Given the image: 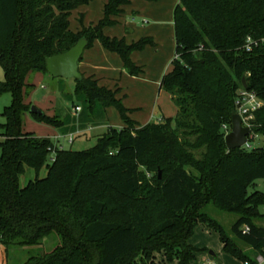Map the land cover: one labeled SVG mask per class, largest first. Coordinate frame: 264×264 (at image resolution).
Listing matches in <instances>:
<instances>
[{
	"label": "trees",
	"instance_id": "obj_1",
	"mask_svg": "<svg viewBox=\"0 0 264 264\" xmlns=\"http://www.w3.org/2000/svg\"><path fill=\"white\" fill-rule=\"evenodd\" d=\"M93 1L0 0V64L6 76L0 94L13 97L3 112L7 123L0 125V244L8 251L59 235L56 249L23 264H154L158 253L170 263L192 264L200 250L190 240L198 225L205 224L219 235L225 252L257 264L243 247L264 256V227L255 223L264 217L259 208L264 193H249L264 179V150L229 151L223 126H232L241 90L264 101V43L251 52L244 48L248 37L264 38V0H180L173 15L176 58L160 83L171 95L176 117L141 125L130 118L119 91L99 87L98 80L83 75L75 80L77 94L85 95L91 108L116 107L125 125L109 127L90 150L60 149L50 138L24 132L23 119L32 108L28 80L47 73L48 58L68 52L84 38L88 47L99 41L120 55L131 76L142 73L132 62V52L148 41L128 45L104 34L132 0H108L97 25L72 31V13ZM255 114L254 129L263 134L264 106ZM31 115L62 127L45 112ZM202 149L196 159L191 150ZM51 154L55 161L49 164ZM146 157L152 166L165 165L154 185L140 171L142 164L149 165ZM28 168L37 176L22 187L20 178ZM44 168L47 176L40 179ZM93 186L117 203L113 213L127 209L125 219H103L106 203L94 198ZM156 197L164 211L152 226L139 206ZM208 200L239 215L233 237L202 213Z\"/></svg>",
	"mask_w": 264,
	"mask_h": 264
},
{
	"label": "rangeland",
	"instance_id": "obj_2",
	"mask_svg": "<svg viewBox=\"0 0 264 264\" xmlns=\"http://www.w3.org/2000/svg\"><path fill=\"white\" fill-rule=\"evenodd\" d=\"M134 2L135 5H133V7L127 8L130 12L128 11L127 14H122L121 18L119 17L117 20L118 24L108 27L107 31L113 35L120 32V39H125L128 45H135L142 43V41H148L146 44L142 43L143 49L137 48L132 52V62L142 70L140 76L134 78L128 72L121 71L122 69L114 75L106 69H100L96 62L97 58L92 55L99 41L94 42L92 46L85 50L83 54L84 57L80 62V72L88 75L87 78L90 77L89 75H93L95 80H100L98 83L99 87L114 88L116 86L121 88L120 98L125 107L131 110L130 118L136 122L138 121L141 125H148L159 122L163 117L167 119L176 117L177 108L172 101L171 95L165 90H160V86L158 85L162 78L172 70V62L176 58L175 44L170 35V29L169 33H167L168 28H166L165 34L162 36L156 34V29H160V27L152 20V16L154 15L148 10L149 3L145 0H132L131 4ZM103 14L102 0H95L89 5L79 7L72 13L70 19L72 31L77 32L79 31L78 29L82 30L83 27L87 28L91 26L92 23L97 24L101 21L99 18H101ZM131 17L135 18L133 22L129 21ZM134 22L138 25L131 26L130 23L133 24ZM127 25L131 29L128 35L125 31ZM145 27H148V29L144 30ZM114 37L118 38L116 36ZM5 80L6 76L0 64V83H4ZM28 82L32 86L27 102L30 103L32 107L36 106L41 111L43 110L48 117L53 119L56 125L62 124V127L57 129L44 121L35 119L30 113H27L23 119L24 132L26 133H33L40 138H50L55 145L59 142L58 146L62 145L66 150L85 151L94 147L98 138L104 136L109 127L119 130L125 125L116 107H109L105 110L100 106L91 108L90 103L87 102V97L77 94L76 81L74 79H55L49 73H42L41 75L33 74ZM12 100L13 97L11 93L0 94V125H5L7 123L6 118L3 116V112L6 108L10 107ZM78 106L82 109L80 112H76ZM71 136L74 137L75 141L72 145L68 142ZM57 138L59 139L55 140ZM1 140L2 138H0V141ZM251 144L253 145V149L263 148L264 150V133ZM203 151L204 149L199 152L191 150L196 159L201 158ZM52 157L53 154L50 155L49 164H51ZM144 162H148L149 164V157H146ZM149 165L142 164L140 171L144 181L154 185L155 177L158 175L159 169H164L165 165L161 167ZM188 170L192 174L197 175L192 168H188ZM47 173V168H44L38 177L44 179ZM36 176V171L28 168L27 172L20 178V185L26 187L28 182L34 180ZM255 190L264 193V179L258 180L256 185L251 187L249 193ZM90 191L93 193L94 198L106 203V212L103 219H125L127 209L125 212L120 210L115 213L112 212L113 208L118 205L113 201L114 199L111 198L109 193H105L103 189L97 186H93ZM135 207H137V205ZM259 208L260 213L264 216V205ZM139 211L143 213L150 225L155 226L161 221V214L164 210L156 197V200L152 203H140ZM202 213H206L215 219L223 226L226 234L233 237V228L239 218L238 214L219 210L209 200L203 203ZM255 223L264 227V217L256 219ZM191 239L192 244L200 250L198 254L205 255L212 251L215 253V256L212 257L215 259L220 257L219 261L221 264H230L229 261H234L233 259H236L224 251V245L222 241L220 242L219 235L215 232L202 233L195 230V235ZM60 244L61 238L57 233H53L46 237V239L37 246H15L6 251L0 244V264H23L33 256H41L53 251ZM243 249L247 255L257 261V264H264L258 262L260 254L257 255L258 253L256 251L245 247H243ZM222 251H224L225 254H222ZM225 257H227L229 261H227ZM238 260L239 259H236V261ZM151 261L154 262V264H177V261L170 263L167 257L165 258V256L160 253ZM241 262L239 263L242 264ZM192 264L203 263L200 260L198 262L196 259Z\"/></svg>",
	"mask_w": 264,
	"mask_h": 264
},
{
	"label": "crops",
	"instance_id": "obj_3",
	"mask_svg": "<svg viewBox=\"0 0 264 264\" xmlns=\"http://www.w3.org/2000/svg\"><path fill=\"white\" fill-rule=\"evenodd\" d=\"M107 1L108 0H102V8L104 10V14H105L104 5L107 3ZM179 2H180V0H162V1H159V2H149V4H148L149 5V9L148 10H150V13L152 15H154V16H152L153 17L152 20L154 21V23H156L160 27V29L159 28L156 29V34L162 36L163 34H165L166 28H168L167 33H169V29H170V35H171V37L173 39V42L175 44V49H176V42H175V37H174V21H173V15H174V10L178 6ZM133 5H135V2L133 4H130L128 6H125V8H124L125 10H124L123 14H127L128 11L130 12V10L127 9V8L133 7ZM104 14L102 15L101 18H99L100 20H102V18L104 17ZM120 18H121V16H120ZM118 19H119V17L115 19L116 23H117V20ZM134 20H135V18L134 17H131V19L129 21H132L133 22ZM166 22H168V23H166ZM92 25H97V24L96 23H92ZM130 25L131 26H134V25H138V24L134 22L133 24L130 23ZM148 27H145L144 30H147ZM78 30L80 31V29H78ZM125 31H126V34L127 35L131 31V29L128 27V25L126 26ZM104 33H105L106 36H109L110 38L116 36V37H118L117 39H120V37H121V36H119L120 35V32L118 34L113 35L109 31H107V28L104 30ZM92 55L95 58H97L96 62L98 63V66L100 67V69H103V70L106 69L108 72H110L113 75L114 74H117L118 72H120L119 71L120 69H122L121 71H123V72L126 71V70H124L123 63H122V60H121L120 55H116V54H113V53L107 51L101 45L100 42H97L96 48L92 52ZM80 65H81V63L79 64V71H80ZM41 74H38V75H41ZM84 76L87 78L88 75L84 74ZM89 76L93 78V75H89ZM136 77H139V76H136ZM136 77H134V78H136ZM99 81L100 80H98V82ZM160 83L158 85L160 86V90H161ZM110 89L119 91L118 98H120V96H121V88L115 86L114 88H110ZM163 118H165V117H163ZM58 139L59 138H57L55 140H58ZM58 144H59V142L57 143L56 146H58ZM197 230H198V232H202V233H204V232H206V233L215 232L214 230L210 229L205 224L204 225H202V224L198 225L196 231ZM191 240H190V243H192ZM193 246H195V245H193ZM222 254H225V252L222 251ZM212 256H215V253L211 251L209 254H205V255L204 254H197L196 255V258H197L198 262L200 260L203 264H206L209 261L210 262H215L216 264H221L220 261H219L220 257L218 259H215ZM225 258H226L227 261H229V259H227V257H225ZM233 260L234 261H232V260L229 261L230 264L231 263L232 264H240L239 262H241L239 260H238L239 262L236 261V259H233ZM241 263L242 264H245L243 262H241Z\"/></svg>",
	"mask_w": 264,
	"mask_h": 264
},
{
	"label": "water",
	"instance_id": "obj_4",
	"mask_svg": "<svg viewBox=\"0 0 264 264\" xmlns=\"http://www.w3.org/2000/svg\"><path fill=\"white\" fill-rule=\"evenodd\" d=\"M88 46L89 41L82 38L68 52L48 58L46 66L47 73L55 79L83 80V74L79 71V64ZM31 114L42 116L44 111L33 106L31 108ZM250 133V129L243 127L241 116L235 114L232 118V132L225 138V143L229 151L244 148ZM161 176L162 172L160 171L159 178Z\"/></svg>",
	"mask_w": 264,
	"mask_h": 264
},
{
	"label": "built area",
	"instance_id": "obj_5",
	"mask_svg": "<svg viewBox=\"0 0 264 264\" xmlns=\"http://www.w3.org/2000/svg\"><path fill=\"white\" fill-rule=\"evenodd\" d=\"M261 43H264V38L261 40H255L252 37H248L246 40V44L244 46L245 50L248 52L253 51L255 47H258ZM264 106V101H262L258 96L251 91L248 90H241L238 93L237 96V101H236V114H239L243 120V127L248 128L251 130V133L249 134V137L247 138V143L245 145V149H253V145L251 144L255 140L260 138L261 133L257 132L255 128V116L256 112L259 111L262 107ZM82 109L81 107L76 108V112H80ZM223 130L226 132V135L228 136L232 132V126H223ZM69 144H73L74 137L71 136L69 138ZM60 149H64L62 145L56 146ZM52 162L55 161V154H53V157L51 159ZM249 231V227L245 228V233ZM258 262L259 263H264V256H259L258 257ZM206 264H216L215 262H207Z\"/></svg>",
	"mask_w": 264,
	"mask_h": 264
}]
</instances>
